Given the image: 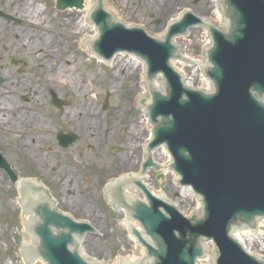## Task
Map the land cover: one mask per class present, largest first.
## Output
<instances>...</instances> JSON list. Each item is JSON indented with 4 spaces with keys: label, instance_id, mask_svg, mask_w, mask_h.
Returning <instances> with one entry per match:
<instances>
[{
    "label": "water",
    "instance_id": "water-1",
    "mask_svg": "<svg viewBox=\"0 0 264 264\" xmlns=\"http://www.w3.org/2000/svg\"><path fill=\"white\" fill-rule=\"evenodd\" d=\"M92 1L96 6L89 19L98 35L88 41L91 50L106 61L124 52L140 57L146 64L144 74L151 102L146 105L145 116L152 127L147 154L163 144L171 156L168 168L179 175L176 184L189 186L202 203L200 212L190 190L178 189L175 176L163 169L167 162L164 148L154 152L160 168L147 158L140 169L142 173L151 166L160 169L147 171L146 184L150 190L142 182L146 177L131 175L135 173L114 181L108 189L112 206L118 204L119 209L124 208L138 222L141 230L130 225V234L146 250L136 263H130L129 259L116 264H195L206 253L213 264H264V218H258L264 217V0H218L224 23L209 19L221 24V28L203 21L189 8L191 11L184 10L179 19L168 25L161 39L149 36L143 25L145 30L141 26L126 27L131 25L110 12L108 0H104L108 12L103 0ZM55 4L58 13L77 10L64 9L67 7H82L80 12H85L87 2L56 0ZM197 24L206 27L212 39L211 46L205 50L206 61L201 65L212 83L208 92L182 83L181 75L170 63L171 59H181L194 64L182 55L173 38ZM88 25L92 26L89 22ZM203 38V32L194 29L174 41L201 62ZM88 39L86 36L83 47H88L85 44ZM114 60L111 64L103 63L112 67ZM174 66L181 68L178 63ZM183 70L190 74L192 68L184 66ZM156 79L158 83H154ZM192 84L201 87L203 83L194 80ZM148 94H143L136 105L144 109L145 103H149ZM53 103L59 107L66 104L54 95ZM76 138L72 133L57 134V142L63 147ZM0 169L12 183L19 181L20 193L26 195L24 211L27 216L32 214L27 230L34 239L23 250L33 260L27 261L28 264H37L36 258L45 264H94L83 255L82 246L87 235L101 237L99 227L86 220H74L70 212L64 214L46 187L30 179L19 180L2 155ZM132 184L142 192L145 201L127 196L123 186ZM150 191L157 196L165 195L186 215L196 208L199 213L194 210L185 216L171 201ZM128 192L142 198L132 186ZM208 240L214 244L213 253L204 242ZM241 245L263 258L250 255ZM78 246L81 255L89 261L80 255ZM105 264H108L106 260ZM196 264L210 263L200 259Z\"/></svg>",
    "mask_w": 264,
    "mask_h": 264
},
{
    "label": "rangeland",
    "instance_id": "rangeland-1",
    "mask_svg": "<svg viewBox=\"0 0 264 264\" xmlns=\"http://www.w3.org/2000/svg\"><path fill=\"white\" fill-rule=\"evenodd\" d=\"M108 1V9L118 19L127 20L128 25H143L153 36H161L166 24L183 9L192 8L197 15L217 21L221 15L216 0ZM25 3L28 9L38 7V11L27 14L16 9V0H0V75L5 79L0 88V150L17 176L48 187L64 214L70 212L75 220L99 227L101 237L87 235L82 246L83 255L92 263L105 264L106 260L113 264L133 254L140 256L143 248L121 224L127 219L125 214L107 203L106 187L127 173L140 174L146 157L144 145L150 130L148 125H142L143 107L136 105L143 94H148L143 71L127 62L125 55H118L112 67L89 55L81 45L91 33L88 23L73 43L67 34L68 29H74L65 25V19L76 14L81 21L84 12L58 13L55 0ZM94 5L95 1L92 8ZM11 13L18 17L16 25L12 19L3 18ZM219 22L224 23L222 18ZM11 57L23 61L17 70L9 62ZM65 59L75 65L71 79L66 85L53 81L49 84L48 67L56 70ZM119 60L127 64L117 66ZM130 66L134 68L132 72L128 70ZM83 85H88V95ZM113 85L116 89L110 87ZM50 91L67 105L60 110L52 105ZM85 96L91 97V110L96 114L88 129L80 119L68 121L80 111L87 100ZM106 100L108 106L102 108ZM115 114L118 128L102 141ZM5 117L7 120H3ZM133 129L136 139L126 143L129 137L134 138ZM58 131L73 132L78 140L61 149L56 142ZM22 198L17 185L0 171V264H25L22 251L28 233Z\"/></svg>",
    "mask_w": 264,
    "mask_h": 264
},
{
    "label": "bare ground",
    "instance_id": "bare-ground-1",
    "mask_svg": "<svg viewBox=\"0 0 264 264\" xmlns=\"http://www.w3.org/2000/svg\"><path fill=\"white\" fill-rule=\"evenodd\" d=\"M144 1L146 3L147 2H150V0H144ZM16 2H17V5H16L17 8L16 9L19 10V11H21V12H24V13H27L28 14L30 12L34 13V12L38 11L37 10L38 7H32L31 9H28V7L25 5L26 4L25 3V0H16ZM86 2H87V5H86L85 12H84L85 14L83 15L81 21H78V18L76 17V14L75 15L74 14H72V15L70 14L65 19V25L67 24V25L71 26L70 28L74 29V31L68 29V33L69 34H67L70 39H73V43L75 42V37H77V35H79L81 32H83V30H85V27L84 26L87 27V25H86V23H88L87 22V15H88V12L91 10L92 5H93L94 2L92 0H86ZM216 8H218V7H216ZM83 24H85V25H83ZM90 29H91V33L89 35V38L95 36V33H96V30L94 29L93 26H90ZM85 39H86V37L83 38V40H85ZM84 50L88 52V47H84ZM51 56L52 57L55 56V53L54 54L52 53ZM116 59H118V58H116ZM116 59L114 60L113 64L115 63ZM120 61L122 63H119ZM126 61L127 62H131L133 64L134 68H138L139 71H141V73L144 70V64L143 63H140L139 59H137L136 57L130 55V58H127L126 57ZM119 62H117L116 65L117 66L119 65L120 67L122 66V64L124 65V63H125V65L127 64L125 61H122V60H119ZM74 66L75 65H72L71 62L69 60H67V59H65L64 64H59L58 67L56 68V70H53L52 66H49L48 67L49 68V72H48V77H49L48 82H49V84H51V81H53V82H57V83L66 85L69 82V80L71 79L72 75L74 74V69H75ZM133 66L128 67V70H130V72L133 71V69H134ZM61 70H63V73H62ZM61 74H64V76L63 75L61 76ZM82 87H83V90L85 91L86 95H88L87 94L89 92V90L87 88L88 85H83ZM110 87H113V89H116V86L115 85L110 86ZM85 97L87 98V100L82 104V106L80 108V111L77 112V113H75L74 116H71L68 121L70 123L71 122L74 123V122H78V120L80 119L81 121H83L85 123L86 129H88L89 124L92 123V121H93L92 118H94V116L96 114L94 115V111L91 110V103H92L91 97L90 96H88V97L85 96ZM116 117L117 116L115 114L114 117H113V120H111L109 122L108 128L105 129V131L107 133L104 134V136L102 138V141H105L106 138L109 136L111 130H114V128L116 127V121L114 120V119H116ZM3 120H7L6 117L3 118ZM142 125L145 128L147 126V119L144 116L142 117ZM136 127H137V125H134L133 128H136ZM117 128L118 127H116V129ZM134 130L135 129L132 130V133L135 135L134 138L132 139V137H129L127 139L126 143L127 142H134V140L136 139V134L134 133ZM114 131H116V130H114ZM92 132L95 134V131L94 130ZM126 143L123 144V145H126ZM128 145H130V144H128ZM18 184H19V181H18ZM22 200H23V198H22ZM20 205H21V203H20ZM118 210L119 211L122 210V211L125 212L124 209H118ZM23 218H24L23 219L24 226H27V224H29L30 221H31V216H27L25 214ZM126 223L127 222L125 220L121 224H123V226L126 228L127 227L126 226ZM25 233H26V227H25ZM31 238L32 237H30V234H28L27 235V238L25 240V243L31 242ZM23 248H25V246H23ZM133 255L134 256L127 257L128 258L127 260L130 259L131 262H135V259H136L135 258V255L136 254H133ZM22 256H23L22 257V261L25 264L28 263L25 260L26 258H25L24 254H23V251H22ZM124 262H127V261H124Z\"/></svg>",
    "mask_w": 264,
    "mask_h": 264
},
{
    "label": "flooded vegetation",
    "instance_id": "flooded-vegetation-1",
    "mask_svg": "<svg viewBox=\"0 0 264 264\" xmlns=\"http://www.w3.org/2000/svg\"><path fill=\"white\" fill-rule=\"evenodd\" d=\"M2 12V11H1ZM6 15V14H5ZM3 18L4 19H12V21H13V25H16V21H15V19H16V17L15 16H13L12 15V13H11V15L9 16V15H6V16H3ZM12 53H15V51L12 49ZM16 60L17 59H12V57H11V59H9V62L11 63V65L12 66H14V68H16V66H15V63H16ZM23 61L22 60H20L19 61V65L22 63ZM17 70V69H16ZM9 80H11V79H9ZM5 82V79L0 75V88L2 87L1 85H2V83H4ZM13 85V84H12ZM11 85V86H12ZM1 90V89H0Z\"/></svg>",
    "mask_w": 264,
    "mask_h": 264
}]
</instances>
